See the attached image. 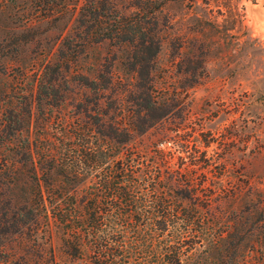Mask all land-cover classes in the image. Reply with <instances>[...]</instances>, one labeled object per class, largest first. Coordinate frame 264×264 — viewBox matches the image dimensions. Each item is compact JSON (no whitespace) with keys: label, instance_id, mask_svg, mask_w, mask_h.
<instances>
[{"label":"trees","instance_id":"trees-1","mask_svg":"<svg viewBox=\"0 0 264 264\" xmlns=\"http://www.w3.org/2000/svg\"><path fill=\"white\" fill-rule=\"evenodd\" d=\"M167 1L139 0L126 11L115 0H84L58 60L41 63L39 107L54 94L60 71L88 45L109 40L128 49L123 64L134 72V82L78 76L94 96L83 108L87 123L63 130L56 144L41 149L29 127H22L31 106L23 114L4 113L0 241L27 224L38 230L53 222L72 254L86 255L92 264H237L256 224L264 227V207L256 221L250 217L263 201L234 207L235 195L222 183L224 168L215 172L220 165L191 134L172 135L164 127L179 98L158 88L152 76L161 49L159 14ZM51 2L45 10L53 8ZM159 126L161 136L143 147L140 138ZM20 183L29 184L22 201L9 196ZM147 249L152 260L144 256Z\"/></svg>","mask_w":264,"mask_h":264},{"label":"rangeland","instance_id":"rangeland-1","mask_svg":"<svg viewBox=\"0 0 264 264\" xmlns=\"http://www.w3.org/2000/svg\"><path fill=\"white\" fill-rule=\"evenodd\" d=\"M48 1H53L51 10H45ZM115 1L133 11L139 0ZM83 4L84 0H0V127L4 113L23 114L31 106L32 114L22 127H29L41 149L56 144L63 130L90 120L83 108L94 96L79 83V75L125 83L137 79L123 64L127 48L109 40L92 43L60 71L54 94L39 107L38 70L43 61L58 60ZM159 15L161 49L152 76L158 88L179 97L164 127L171 128L172 135L175 130L191 134L190 139L220 165L215 172L224 168L222 183L232 189L234 207L263 201L250 216L256 221L264 207V0H169ZM161 129L140 138L142 146L148 148ZM28 187L20 183L9 196L22 201ZM257 225L251 241L243 243L237 264H264V241H259L264 227ZM149 251L144 256L152 260ZM72 252L57 224H43L38 230L27 224L20 234L0 241V264H92L86 255ZM201 264L229 263L205 259Z\"/></svg>","mask_w":264,"mask_h":264}]
</instances>
